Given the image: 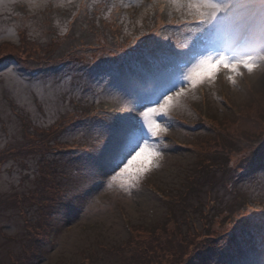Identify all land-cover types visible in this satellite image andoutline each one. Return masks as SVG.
I'll return each mask as SVG.
<instances>
[{
	"label": "rangeland",
	"instance_id": "374dc122",
	"mask_svg": "<svg viewBox=\"0 0 264 264\" xmlns=\"http://www.w3.org/2000/svg\"><path fill=\"white\" fill-rule=\"evenodd\" d=\"M78 1L0 0V47L7 40L18 42L20 33L25 31L30 36L41 37L45 32L42 19L45 11L51 6L57 8L53 11L56 20L60 18L58 10L67 14L77 6V10L72 13V19L68 22L69 25L73 24L80 15L93 18V22L98 25L102 22L110 24V19L105 15L93 14L96 12L93 7L98 1L101 4L110 1L112 6L118 3L123 5L125 16L129 18L136 14V17H131L132 19L146 16L156 21L155 16L158 13H162L169 22L178 19V24H184L183 27L166 26L163 30L170 42L174 36L183 40L185 46L183 50L186 54L195 53L197 49L205 51L212 47L209 42H201L199 48L196 47V42L189 34L190 28L185 23L191 17L186 15L185 10H177L170 6L167 0H161L162 5L159 6V10L155 9L160 3L154 5L153 0ZM241 1L243 0H237L238 3H242ZM253 7L249 6L238 13L245 15ZM262 16L264 9L261 8L255 20L257 31ZM65 21L66 19L61 24L63 27H57L61 28L60 35L67 30ZM68 36L78 37L75 29L70 30ZM155 43L159 47L166 41L159 34ZM111 47L106 45L104 50L96 51L95 55H89L88 59L72 66L63 65L56 71L48 72L49 74L22 72V68L15 62L5 63L0 69V151L7 148L11 152H16L18 144L24 142L21 129L22 116L44 127H51L58 119L67 123L75 107L92 106L89 114L72 116L74 123L69 124L61 134L63 139L71 142V146H60L66 151L77 150L79 155H70L72 152L59 153L63 168L69 176L68 179L63 180L68 186V200L53 209V221L57 232L55 238L48 242L51 244L45 243L48 246L47 251L36 264L67 262H69L67 264H124L127 226L131 223L137 227L147 224L159 231L160 228L166 229L167 224L172 221L182 222L188 219L187 230L189 225H196L198 229L203 228L202 212L211 207L210 197L214 194L208 185L216 180L203 166L205 157L198 154L192 144L197 136L193 133L208 132L207 129L201 128L202 126L196 125L202 121V118H199L200 110L204 116L214 111L219 115L218 117H222L223 112L228 113V101L244 107L248 104L249 87H253L254 90L264 89V61H260L259 67L252 73L242 70L243 74L236 76L235 83L228 79V76L233 74L227 70H221L214 80L205 79L195 88L190 83H185L183 85L185 94L179 97L178 102L170 109L169 118L161 121L168 127V132L157 144V150L161 155L154 163L158 167H152L139 178L135 182L136 187L121 188L120 180L112 182V176L117 175L124 164L113 170L108 161L115 151L120 132L124 128L134 127L132 122L126 124L123 121L126 116H123L128 112L127 108L130 110L134 108V111H139L142 115V112L149 107H157L156 104L146 105L155 100L153 93L157 83L164 82L176 74L184 65V61L181 64L178 62L186 56L179 59L167 56L170 60L165 64L158 63L155 65L156 68L148 72V69H143L134 75L128 73L123 79H120L115 72V77L109 72L107 67L114 68V64L105 66V63H102L98 70L85 67L87 63L92 64L99 59H110L106 56L107 49H112V55L120 59L129 46L124 43L119 49ZM160 49L162 48L159 47ZM253 54H256L255 50ZM198 63L197 59L185 68V75L197 69ZM73 71L88 72V74L79 75ZM176 91H179V88ZM119 97L121 99H117ZM117 103H119L118 107H116ZM177 117H181L179 118L181 121ZM141 127L143 134L149 135L144 120L142 126L134 128ZM57 132L58 130L55 133ZM52 134L41 139V142L49 146L50 151L54 146L49 141ZM151 142L150 138L149 143ZM226 157L223 153L215 151L211 160L214 164L229 166L226 172L231 178H235L236 173L241 170H256L255 164L238 166L236 159ZM128 158L131 159V156ZM38 159L39 157H31L26 160L10 161L0 166V227L7 234L6 237L0 236V264H16L10 255L11 251L18 259L22 258L21 253L24 252L27 241L26 230L19 212L23 207L29 208V206L25 202L21 204L20 198L34 194L32 189L35 191L39 186L37 179L39 175H34L33 172L39 167ZM200 169L204 171V175H201ZM258 171L255 178L241 180L235 184L237 191L234 196H232L233 190L227 189L226 185H217L219 191H225L230 205L228 204L225 211L212 210L208 219L210 222L237 228L232 233V240L237 241L240 237H247L246 243L255 239L260 247L257 250L248 248L240 257L233 258V250L230 252L226 250L231 246L230 243L224 245L225 242L218 239L214 244L218 256L216 255L211 264H264V169L258 168ZM27 173H30V177L25 178ZM101 176L104 177L105 182L99 184ZM169 193L181 194V196L172 199ZM83 200L85 201L82 202ZM243 202L250 203L251 206L248 208H254V211H245L242 207ZM199 205L204 209H200ZM43 236H48L47 230L44 231ZM188 238L190 242L192 239H197V236L188 234ZM198 243L203 245L202 240ZM198 243L190 242L193 250ZM122 246L123 251L117 252ZM114 247L115 250H111ZM108 249L110 251L107 253ZM187 249L188 246L184 247L181 256L167 258L165 263H182Z\"/></svg>",
	"mask_w": 264,
	"mask_h": 264
},
{
	"label": "snow or ice",
	"instance_id": "6c2138e0",
	"mask_svg": "<svg viewBox=\"0 0 264 264\" xmlns=\"http://www.w3.org/2000/svg\"><path fill=\"white\" fill-rule=\"evenodd\" d=\"M160 2L161 0H153L154 5ZM167 3L177 10H185L186 15L191 17L185 23L190 28L189 34L197 48L201 42H209L212 47L195 53H181L186 56L183 67L166 81L157 83L153 93L156 98L152 103L158 106L149 107L142 112L149 135L143 134V127H127L120 132L108 164L113 170L124 164L117 175L112 176V182L120 180V187L125 189L136 187L135 182L139 178L152 167H158L154 163L161 155L157 144L168 132V127L161 121L169 118L170 109L185 94V83H190L195 88L205 79L214 80L221 70L232 73L228 79L235 83L236 76L243 74L242 70L252 73L259 67V62L264 61V16L261 17L258 31L253 20L242 22L238 10L247 8L248 5L238 3L237 0H167ZM261 8L264 9V5ZM142 54L147 59H152L148 50ZM197 59V69L185 75L184 69ZM177 88L179 91H176Z\"/></svg>",
	"mask_w": 264,
	"mask_h": 264
},
{
	"label": "trees",
	"instance_id": "16d2710c",
	"mask_svg": "<svg viewBox=\"0 0 264 264\" xmlns=\"http://www.w3.org/2000/svg\"><path fill=\"white\" fill-rule=\"evenodd\" d=\"M119 26L118 29L109 30V32L107 31L105 33V36L97 38L96 41H92L91 49L104 50L109 42L114 49H119V45L128 41V44L133 43L135 45L134 47L140 52L145 50L151 51L154 48L156 36L162 32V25L158 24L157 20L146 18V16H140L136 19L130 18V21L126 19V21L120 22ZM107 33H110V36ZM51 37L52 35L48 34L46 38L36 40L22 33L19 43L16 44L8 41L0 47V61L16 57L21 62L35 65V62L48 56H61L64 58H74L77 56L78 51L73 47V43L77 39L76 36L66 43L50 41ZM88 41L90 40L88 39ZM112 53V49L106 50V54L112 55ZM256 119H261V121ZM244 121L245 123L242 124ZM259 122H264V89H260L257 93L253 94L250 105L238 114L236 120H228L227 125L232 129L241 124L239 128L243 134L250 137V139H254L257 138V133L253 130L259 126ZM201 147L205 149L209 147V143L201 140ZM56 179V173H51L47 184V195L42 194L36 197L39 198V203L51 204L53 202H60L63 199L61 185L58 184ZM30 219L26 220L28 221L26 223L27 231L30 234L29 239L32 241L31 246L37 248L42 243L44 238L43 234L47 227H45V230L39 231L40 223L38 220L32 221ZM145 229V234L135 232L134 236L130 237L134 249L131 250L128 256H125L127 264H154L158 259L172 258L180 255L181 250L188 246V243L176 231L169 232L168 234H156L150 232L149 228ZM118 252L121 251L118 250ZM33 258L34 256L28 253L26 256V264H32Z\"/></svg>",
	"mask_w": 264,
	"mask_h": 264
}]
</instances>
